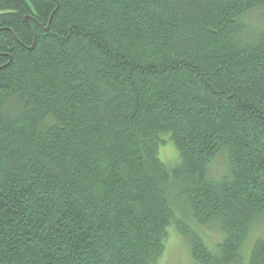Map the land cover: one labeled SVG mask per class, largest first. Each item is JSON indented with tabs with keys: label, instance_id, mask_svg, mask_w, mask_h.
<instances>
[{
	"label": "trees",
	"instance_id": "16d2710c",
	"mask_svg": "<svg viewBox=\"0 0 264 264\" xmlns=\"http://www.w3.org/2000/svg\"><path fill=\"white\" fill-rule=\"evenodd\" d=\"M170 227L264 264V0H0V264H157Z\"/></svg>",
	"mask_w": 264,
	"mask_h": 264
},
{
	"label": "rangeland",
	"instance_id": "374dc122",
	"mask_svg": "<svg viewBox=\"0 0 264 264\" xmlns=\"http://www.w3.org/2000/svg\"><path fill=\"white\" fill-rule=\"evenodd\" d=\"M256 16L257 15L251 16L250 21H247V24L250 27L248 28V30L250 31H254V28L257 24L258 17ZM158 156L159 159L169 169L173 168L177 164L178 161L177 151L168 138H165L163 145L159 147ZM226 169H227V163H226L225 155L221 154L212 163L210 167V175L213 178H220L226 172ZM176 193L174 200V207L176 214L178 215L179 218L185 219L186 222L187 221L189 222L190 218H187L185 212L186 207L184 205L183 198L182 196L176 195ZM191 223L188 224L194 228V225ZM168 235L169 236L165 244V250L163 256L161 257V259L158 261L157 264H196L190 256V246L186 238L183 235H180L177 232L176 228L173 227H170L168 229ZM202 235L207 241V243L210 245L217 243L221 239V235L217 230L207 231L205 233H202Z\"/></svg>",
	"mask_w": 264,
	"mask_h": 264
}]
</instances>
